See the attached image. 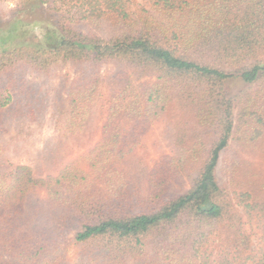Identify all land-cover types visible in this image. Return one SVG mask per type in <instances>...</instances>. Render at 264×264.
I'll return each mask as SVG.
<instances>
[{
	"label": "trees",
	"instance_id": "1",
	"mask_svg": "<svg viewBox=\"0 0 264 264\" xmlns=\"http://www.w3.org/2000/svg\"><path fill=\"white\" fill-rule=\"evenodd\" d=\"M13 2L18 17L0 23V264H71V247L84 264H264V230L252 249L242 220L264 218V196L216 176L221 152L264 124V0ZM31 10L49 21L28 36ZM64 66L52 101L26 84ZM46 107L66 137L100 110L104 121L92 145L36 175L3 160L1 135L4 117ZM156 124L169 151L150 166L139 146Z\"/></svg>",
	"mask_w": 264,
	"mask_h": 264
},
{
	"label": "rangeland",
	"instance_id": "2",
	"mask_svg": "<svg viewBox=\"0 0 264 264\" xmlns=\"http://www.w3.org/2000/svg\"><path fill=\"white\" fill-rule=\"evenodd\" d=\"M13 0H10L2 4L3 12L0 16V23L6 24L9 27L7 21L15 16L18 17L16 11L12 10L14 6ZM39 11H28L26 15L21 17L22 23L19 25L26 30V35L32 36L39 34L42 31L44 23H48V19L42 17ZM42 19L38 22L35 20ZM118 69V68H117ZM115 67L111 64H105L102 71L113 72ZM69 72L72 74L73 70L68 66L61 67L59 70L55 69L53 74L45 77V81L39 86V80H29L26 84H32V86L41 89V93L45 94V98L53 100V95L57 94L60 90L65 92L66 88L61 86L58 82L62 73ZM28 75V74H26ZM26 78V76H25ZM42 79V78H35ZM237 87L232 84V88L239 89L243 87V83L237 82ZM58 89V90H56ZM47 92V94H46ZM97 116L92 119L91 128L88 132L83 135L82 132L74 133L68 137L63 136V131L55 125L53 117L50 114V108H44L43 115L38 116L35 120L29 121L24 120L17 124H10L8 126L6 117H4L6 129L2 133V139L7 141V148L1 152L3 160L16 164H27L30 166L33 174H39L42 171H46L49 168L57 166V162L70 155V150L73 149L72 153H80L84 149L92 145L101 134V129L104 121V112L100 110ZM9 117L11 115H8ZM189 118L186 116L184 119ZM16 120V119H15ZM239 122L242 123V117H237V125ZM193 120H190L191 123ZM177 122V120L175 121ZM261 123V122H260ZM259 123V124H260ZM90 124V123H89ZM262 128L259 137L254 142L248 143L244 141H237L223 150L220 154L218 167L216 170V176L220 185L224 187H230L239 191L250 190L257 195L258 198L264 196V124L260 126ZM211 134H207V140H211ZM159 139V127L154 125L139 146L140 154L144 155L145 161L150 166L159 159L160 151H169L166 144H157ZM236 142V141H234ZM143 160V159H142ZM194 171V170H193ZM197 172V168L195 173ZM193 173V172H192ZM195 173L193 175H195ZM190 185V181L184 180L182 190H186ZM232 190V189H231ZM180 191V192H181ZM44 200V193L38 192L30 195L28 199L29 204L40 203ZM27 209V206H26ZM242 218L244 222V228L250 233L251 236V248H261L263 245L262 241V230L264 218L260 216H245ZM78 250V249H77ZM75 247H71L69 255L71 257V264H84V258L78 256L80 253ZM128 264H134L128 261Z\"/></svg>",
	"mask_w": 264,
	"mask_h": 264
}]
</instances>
